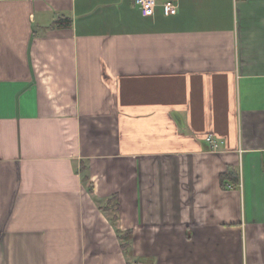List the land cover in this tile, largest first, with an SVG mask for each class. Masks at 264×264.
<instances>
[{
  "label": "crops",
  "instance_id": "1",
  "mask_svg": "<svg viewBox=\"0 0 264 264\" xmlns=\"http://www.w3.org/2000/svg\"><path fill=\"white\" fill-rule=\"evenodd\" d=\"M165 1L0 0V264H264V0Z\"/></svg>",
  "mask_w": 264,
  "mask_h": 264
},
{
  "label": "built area",
  "instance_id": "2",
  "mask_svg": "<svg viewBox=\"0 0 264 264\" xmlns=\"http://www.w3.org/2000/svg\"><path fill=\"white\" fill-rule=\"evenodd\" d=\"M134 3L140 9L141 15L144 17L152 16L154 8L156 6V0H134ZM163 13L166 16L174 15L177 12V6L173 0H167L162 4ZM206 140L216 147V143L212 140L211 136H208Z\"/></svg>",
  "mask_w": 264,
  "mask_h": 264
},
{
  "label": "trees",
  "instance_id": "3",
  "mask_svg": "<svg viewBox=\"0 0 264 264\" xmlns=\"http://www.w3.org/2000/svg\"><path fill=\"white\" fill-rule=\"evenodd\" d=\"M114 198H115V197H113V199H114ZM113 207H114V208L116 207L115 210L117 211V203H116V202L113 204ZM111 220H112V222H115V221L117 220V216L114 215V216L112 217ZM124 235H125V234H123V237H125L127 234H126L125 236H124ZM127 245H128V241H127L126 243L123 242L121 246H122L123 249H125V248L127 247Z\"/></svg>",
  "mask_w": 264,
  "mask_h": 264
}]
</instances>
